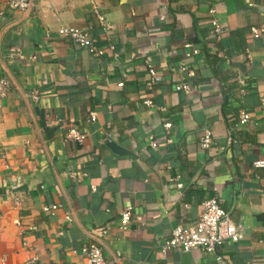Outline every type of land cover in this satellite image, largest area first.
<instances>
[{"label": "crops", "instance_id": "crops-1", "mask_svg": "<svg viewBox=\"0 0 264 264\" xmlns=\"http://www.w3.org/2000/svg\"><path fill=\"white\" fill-rule=\"evenodd\" d=\"M62 25L89 29L101 54L61 37ZM6 27L0 264H87L80 247L102 244L95 236L117 264H217L199 249H161L211 197L245 227L219 249L222 264H264V166L253 164L264 160V32L251 31L264 29V0H33L29 11L0 0ZM186 43L199 52L187 56ZM181 62L194 71L188 92L176 89ZM149 63L163 74L152 87ZM206 129L210 149L199 144Z\"/></svg>", "mask_w": 264, "mask_h": 264}, {"label": "built area", "instance_id": "built-area-1", "mask_svg": "<svg viewBox=\"0 0 264 264\" xmlns=\"http://www.w3.org/2000/svg\"><path fill=\"white\" fill-rule=\"evenodd\" d=\"M7 6L11 9L26 11L30 7V0H5ZM100 22L104 25L105 30L110 26L107 25L106 19L101 16ZM213 26V33L215 35H220L223 28L217 19L213 18L211 20ZM251 31L254 35H260L264 32L263 28L252 27ZM57 33L61 37H70L73 41L83 47H86L90 52L95 54H101V49L95 44V38L91 35L89 29L79 28L75 26L62 25L58 28ZM186 47L190 48L186 52L187 56L197 54L199 50L192 46L191 43H186ZM113 48V46H110ZM181 73V79L176 84L177 90H184L188 92L190 90V83L187 81V75H194V71L189 69L186 63L181 62L178 68H176ZM148 81L149 87H152L156 83L163 79L162 71L152 64H148ZM10 80L6 76L0 77V101L7 95L10 89ZM36 98V97H35ZM146 105H152L151 99H146ZM91 120L96 118V113L94 111L90 112ZM251 120L250 112L242 110L239 114V124L248 123ZM166 128L171 126V122H166L164 124ZM83 134L80 133L75 128H70L67 137L73 138L75 140H82ZM232 136H228V143L232 141ZM199 144L203 149H210L216 146L212 138V132L206 129L203 135L200 137ZM254 166H264V160L259 159L254 161ZM7 194L11 195L15 206L20 202V197L14 193L13 190H9ZM203 210L196 223L193 225H178L172 229L171 236L166 239L162 245L161 249L164 254H166L170 249H181L184 251H189L192 249H199L206 255H212L215 258L217 264H222L223 255L220 252V248L224 246L226 242H237L244 238L245 227L233 221L230 213L226 210L219 202L216 197H211L203 201ZM61 207L58 203L46 204L42 207L43 211L54 212ZM131 207L127 208L122 212L121 226L123 228L130 221V211ZM70 221L72 220V215L67 212L66 216ZM109 227H107L104 232H107ZM81 251L85 254L87 259V264H117L114 259L107 258L104 247L99 242L89 241L81 245ZM36 257H32L35 260Z\"/></svg>", "mask_w": 264, "mask_h": 264}, {"label": "water", "instance_id": "water-1", "mask_svg": "<svg viewBox=\"0 0 264 264\" xmlns=\"http://www.w3.org/2000/svg\"><path fill=\"white\" fill-rule=\"evenodd\" d=\"M32 2H33V0H30V4L32 5ZM31 5H30V7L26 10V11H29L30 10V8H31ZM8 27H6L5 29H3L2 31H1V33H0V40H1V38H2V35H3V33H4V31L7 29ZM9 76L11 77V79L15 82V83H17L16 82V80L14 79V77L11 75V74H9ZM23 94L25 95V93L23 92ZM26 96V95H25ZM105 143L106 144H108L116 153H120V152H123V150L113 141V140H111V139H106L105 140ZM57 177H58V175H57ZM95 238L98 240V241H100L102 244H104V241H102L100 238H98V237H96L95 236Z\"/></svg>", "mask_w": 264, "mask_h": 264}]
</instances>
